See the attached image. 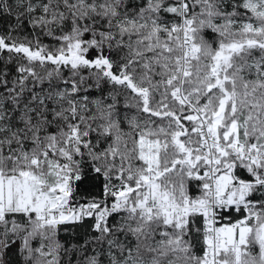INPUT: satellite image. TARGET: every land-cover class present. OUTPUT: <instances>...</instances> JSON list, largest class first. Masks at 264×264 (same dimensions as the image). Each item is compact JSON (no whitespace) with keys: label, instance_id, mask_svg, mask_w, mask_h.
<instances>
[{"label":"snow or ice","instance_id":"obj_1","mask_svg":"<svg viewBox=\"0 0 264 264\" xmlns=\"http://www.w3.org/2000/svg\"><path fill=\"white\" fill-rule=\"evenodd\" d=\"M0 264H264V0H0Z\"/></svg>","mask_w":264,"mask_h":264}]
</instances>
